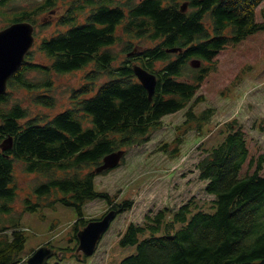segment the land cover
I'll use <instances>...</instances> for the list:
<instances>
[{
    "label": "trees",
    "instance_id": "trees-1",
    "mask_svg": "<svg viewBox=\"0 0 264 264\" xmlns=\"http://www.w3.org/2000/svg\"><path fill=\"white\" fill-rule=\"evenodd\" d=\"M13 1L0 0V5ZM99 1L82 23L75 15L82 12L80 7L71 9L60 21L67 28L40 43L51 63L32 62L30 51L10 78L7 92L0 94V144L13 137L12 148L3 151L0 147V264L27 262L21 256L27 241L25 228L16 221L8 225L5 219L18 196L17 162L25 163L26 172L43 176L33 188L36 200L25 197L24 208L36 210L40 205L61 202L78 210L71 234L75 245L58 247L63 252L59 256L56 247L47 244L56 249L53 255L58 256L57 264L67 257L87 261L88 256L74 253L79 230L97 219L85 215V205L97 198L106 200L110 206L103 216L111 209L117 214L131 210L134 200L126 195L118 200L98 190L97 173H83V169L99 165L112 151L148 142L150 133L163 125L164 116L188 106L181 126L189 128L196 122L203 133L215 109L196 112L195 108L206 100L197 93L208 68L196 66L195 70L191 61L212 63L222 49L264 29V21L257 20V8L264 0H187L189 9L185 12L180 4L183 0ZM47 4L52 6L53 0ZM47 4L38 11H23L10 21L33 22ZM135 40L156 43L136 49ZM121 41L125 43L123 51L133 54L115 65L119 56L112 47ZM175 46L183 50L167 51ZM135 61L157 75L152 100L134 73ZM158 62L163 64L160 68L156 67ZM91 63L95 68L87 73L85 84L73 90L72 106L53 116L32 117L30 109L13 96L17 89H45V93H36L33 102L53 107L56 99L49 93L53 80L47 76L80 70ZM34 70L44 78L29 77ZM102 75L107 79L90 95ZM246 135L243 123L228 122L224 139L205 147L206 153L197 163L199 177L207 181L205 190L213 195L216 210H203L192 197L178 208L164 206L146 213L141 223L129 222L119 241L136 245L137 251L120 264H264V230H257L258 221L264 225V152L258 157L256 171L240 176L250 157ZM182 142L183 134L178 131L173 142H163L158 150L178 156ZM172 143L175 147L170 150Z\"/></svg>",
    "mask_w": 264,
    "mask_h": 264
},
{
    "label": "rangeland",
    "instance_id": "rangeland-1",
    "mask_svg": "<svg viewBox=\"0 0 264 264\" xmlns=\"http://www.w3.org/2000/svg\"><path fill=\"white\" fill-rule=\"evenodd\" d=\"M126 0H114L115 4H122ZM139 0H136L138 2ZM185 0L181 1L182 4ZM49 0H14L7 6L0 5V29L5 27L11 19L18 17L23 11H38V7L46 5ZM99 0H53V5L40 11L33 20L35 24V43L32 47L31 60L34 63L49 65L51 59L41 50L42 39L49 38L59 30H65L67 25L60 24L71 9H80L75 15L79 23L85 22L93 6H98ZM85 6V9L82 8ZM257 20L264 21V2L257 8ZM141 42L142 44H140ZM156 42L142 40L134 41V47L154 45ZM124 41L112 47V51L119 56L114 64L121 63L129 57V52L123 51ZM134 63H138L135 61ZM163 64L157 63V68ZM194 67L195 70L197 67ZM199 67H207L208 71L197 95L203 94L206 100L196 108L200 113L204 109L213 107L215 113L209 123L204 124V131L200 133L197 123H191L189 128L182 123L186 120L188 107L176 113L163 117V125L150 133V140L143 144H134L126 150L124 161L116 168L99 172L95 176L98 190L107 191L118 200L125 195L134 200L131 210L117 214L107 232L104 234L94 254L89 255L87 261H77L75 258H65L58 264H120L121 261L137 251L136 245H122L119 241L120 233L124 232L129 222L141 223L145 214L156 211L164 206L178 208L184 202L195 197L203 210L214 212L212 199L205 190L207 181L200 179L197 170L198 161L205 155V147L216 145L226 135V125L234 120L243 123L247 133L250 157L240 170V176L254 173L258 166V157L264 152V29L258 30L242 41L231 44L222 49L212 63L202 61ZM198 67V68H199ZM95 68L91 63L86 68L69 73L52 72V90L49 92L56 99L53 107L33 102L36 93H45V89L31 92L26 89L13 91V96L19 98L28 107L32 117L46 115L48 117L71 107L73 90L81 87L87 81V73ZM194 72L190 75L193 76ZM29 77L42 80L44 75L38 71H31ZM186 78V77H184ZM107 79L102 75L95 83L97 87ZM196 95V96H197ZM195 96V97H196ZM178 127V130L176 129ZM178 131L183 134L181 152L174 156L171 151L158 150L163 142H173ZM171 144L169 149H174ZM256 158L254 162L252 159ZM98 165L83 169V173L95 171ZM16 174L19 185L18 196L12 203L13 210L5 219L20 222L25 228L26 244L21 256L28 258L37 248L44 244L56 247L74 246L76 239H72L73 223L79 213L74 206L57 202L55 205H40L36 210L24 208L23 200L31 196L36 200L33 188L41 182L43 176L39 173L25 171V163H16ZM264 175V168L262 169ZM109 204L102 198L88 202L84 207L85 215L89 218H99L109 208ZM10 222V223H9ZM82 229V228H81ZM257 230H264V225L258 221ZM10 232L12 229L9 230ZM62 256L63 252L57 249ZM74 253H79L77 250ZM83 257V256H82ZM57 255L48 259L49 264H57ZM19 264H28L25 261Z\"/></svg>",
    "mask_w": 264,
    "mask_h": 264
},
{
    "label": "water",
    "instance_id": "water-1",
    "mask_svg": "<svg viewBox=\"0 0 264 264\" xmlns=\"http://www.w3.org/2000/svg\"><path fill=\"white\" fill-rule=\"evenodd\" d=\"M188 2L181 6L182 11H186ZM35 42V25L28 20L15 21L0 30V94L5 93L8 88L9 79L24 62L26 55L31 50ZM183 47H168L167 51H182ZM133 54L132 52L129 55ZM194 66H200V59H193ZM134 73L147 89L149 99L152 100L157 87V75L138 63L133 64ZM3 150H8L13 146V137L10 135L0 144ZM126 153L125 149H118L106 154L95 172H103L113 169L121 164ZM116 210H109L103 217L91 220L78 232V248L80 257L82 255H92L102 239L105 232L110 227L116 217ZM54 248L43 245L36 249L27 259L28 264H45L50 256L54 254Z\"/></svg>",
    "mask_w": 264,
    "mask_h": 264
}]
</instances>
